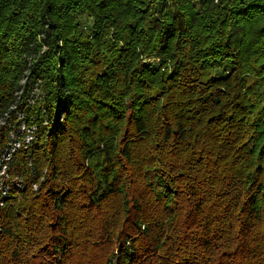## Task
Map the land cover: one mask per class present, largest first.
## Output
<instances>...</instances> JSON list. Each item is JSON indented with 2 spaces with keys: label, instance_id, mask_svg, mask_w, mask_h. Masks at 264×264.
<instances>
[{
  "label": "trees",
  "instance_id": "trees-1",
  "mask_svg": "<svg viewBox=\"0 0 264 264\" xmlns=\"http://www.w3.org/2000/svg\"><path fill=\"white\" fill-rule=\"evenodd\" d=\"M17 111L0 264H264V0H0Z\"/></svg>",
  "mask_w": 264,
  "mask_h": 264
},
{
  "label": "built area",
  "instance_id": "built-area-1",
  "mask_svg": "<svg viewBox=\"0 0 264 264\" xmlns=\"http://www.w3.org/2000/svg\"><path fill=\"white\" fill-rule=\"evenodd\" d=\"M38 94V88H35L29 99L30 104L31 101L36 100ZM16 116L17 117L11 118L9 115V119L4 117L0 118V126L5 125L6 128H9V133L7 136L8 140L0 152V190L3 197L8 195L11 189V183H16L20 188L24 187L25 184L23 180L20 179L19 176L13 177L11 174L10 162L12 161L13 156L18 149L22 148L24 145H29L33 141L35 138V133L38 130V126L34 121H27L24 112L17 111ZM44 124H48V120L46 118Z\"/></svg>",
  "mask_w": 264,
  "mask_h": 264
},
{
  "label": "rangeland",
  "instance_id": "rangeland-1",
  "mask_svg": "<svg viewBox=\"0 0 264 264\" xmlns=\"http://www.w3.org/2000/svg\"><path fill=\"white\" fill-rule=\"evenodd\" d=\"M79 17V19H80V21L82 22V25H83V28H84V31L86 32V33H90L91 32V30H92V19L87 15V14H81L80 16H78ZM23 79H25L26 80V76L25 77H23ZM21 80V83L24 81V80ZM36 94H37V91H36ZM35 94V95H36ZM37 97H40L39 96V94L37 95ZM34 101L35 100H33V101H31V104H33L34 103ZM15 113H16V111H15ZM17 117V116H16ZM5 132H6V142H7V140H8V133H9V128H5ZM26 132H28V131H26ZM5 142V143H6ZM1 152V151H0ZM17 177V176H16ZM37 187V185H34V187Z\"/></svg>",
  "mask_w": 264,
  "mask_h": 264
}]
</instances>
